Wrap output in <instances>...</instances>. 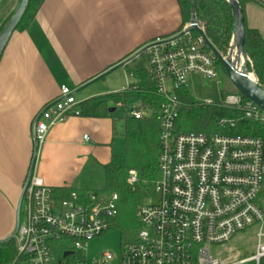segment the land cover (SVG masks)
Instances as JSON below:
<instances>
[{
	"label": "built area",
	"instance_id": "obj_1",
	"mask_svg": "<svg viewBox=\"0 0 264 264\" xmlns=\"http://www.w3.org/2000/svg\"><path fill=\"white\" fill-rule=\"evenodd\" d=\"M185 29L155 39L144 52L146 70L164 99L162 106L146 109L130 99L116 103L130 118L155 117L160 124V178L154 182L159 199L138 206V232L122 246L119 264H264L263 140L230 133L236 122L225 118L219 125L228 132H183L176 127L179 93L186 91L189 78L218 76L216 58L202 37L182 34ZM130 78L120 93L132 90L135 80ZM74 94L62 85L57 98L37 114L33 134L39 146L53 127L80 113ZM205 104L239 109L245 118L264 123V110L239 92L226 95L221 103ZM129 182H137L135 171H130ZM118 211V193L71 191L62 199L34 172L15 237L17 255L6 264H63L59 251L64 259L71 257L74 264H83L89 241L110 230ZM251 227L256 229L251 256L241 258L238 253L222 259L212 252ZM65 252L71 254L64 257ZM113 258L106 252L99 262L106 264Z\"/></svg>",
	"mask_w": 264,
	"mask_h": 264
},
{
	"label": "crops",
	"instance_id": "obj_2",
	"mask_svg": "<svg viewBox=\"0 0 264 264\" xmlns=\"http://www.w3.org/2000/svg\"><path fill=\"white\" fill-rule=\"evenodd\" d=\"M259 1L246 3L244 16L248 28L264 37V0ZM182 22L178 0H43L13 33L0 58V240L16 225L35 155L33 122L42 108L62 85L83 92L80 113L53 127L39 146L34 172L58 196L103 192L104 167L120 140L118 121L125 123L124 113L115 116L120 99L113 95L132 80L126 72L114 93L110 79L87 87L155 39L180 33Z\"/></svg>",
	"mask_w": 264,
	"mask_h": 264
},
{
	"label": "trees",
	"instance_id": "obj_3",
	"mask_svg": "<svg viewBox=\"0 0 264 264\" xmlns=\"http://www.w3.org/2000/svg\"><path fill=\"white\" fill-rule=\"evenodd\" d=\"M42 1H30L16 30L23 29L24 24L34 16ZM192 1L196 17L206 36L222 55H227L234 31L231 5L227 0H178L183 19L181 30L191 21ZM238 1L243 11L246 3L260 2L259 0ZM12 14L0 27V33ZM192 34L198 37V33L193 32ZM245 48L251 59L248 70L255 72L261 87L264 88V37L258 30L248 28L246 23ZM125 69L135 83L131 85L132 90L114 94L113 97L120 100L138 101L146 109H159L164 99L157 94L149 72L146 69L133 68L129 64L125 65ZM179 101V116L176 121L178 131L205 134L228 132L219 125V120L225 118L236 122L235 127L229 131L230 133L258 137L264 142V123L245 118L244 113L239 109L220 104L207 105L194 102L185 91L179 93ZM124 121L123 152L105 165L106 181L103 192L119 195V211L114 221L120 218L126 223L133 222L134 224L135 222L137 226L136 212L140 204L138 190L144 185H152L160 178L158 169L160 124L155 117L136 120L126 114H124ZM130 171L136 172L137 182L135 184L129 182ZM69 195L70 191L59 194L62 199ZM16 255L17 248L14 239L0 246V264L10 262ZM59 259L65 261L63 264H74V259L71 257L64 259L61 251H59Z\"/></svg>",
	"mask_w": 264,
	"mask_h": 264
},
{
	"label": "rangeland",
	"instance_id": "obj_4",
	"mask_svg": "<svg viewBox=\"0 0 264 264\" xmlns=\"http://www.w3.org/2000/svg\"><path fill=\"white\" fill-rule=\"evenodd\" d=\"M20 0H0V27L4 24L7 18L14 12ZM218 62V61H217ZM216 62L218 76L212 80H206L199 75H192L187 84L186 93L189 98L194 102L199 103H221L226 95L236 94L239 91L232 84L228 78L223 66ZM131 67L136 69H148V61L145 53L138 56L131 62ZM125 67H120L113 70L105 78L93 82L87 87L88 89H95L101 86L105 79L113 81V93L117 91L125 82L126 79ZM86 89V88H85ZM83 92L78 91L75 93L76 100H80ZM123 115V110L118 109L115 116L118 119ZM123 121H118V130L120 133V140L117 142L115 156H119L123 152ZM139 205L156 203L159 195L155 190L154 183L152 185H144L139 190ZM138 232V224L133 222L126 223L122 219L114 221L109 231L102 236L94 238L89 241L88 247L83 251V264H100L99 259L101 256L108 252L112 253L114 258L106 264H119L122 246L132 241ZM14 241L16 239L14 238ZM256 245V229L251 227L243 233L236 236L231 241L227 242L222 247H214L213 253L219 255L222 259L235 257L240 254L241 258L251 256L254 253ZM73 259V258H72Z\"/></svg>",
	"mask_w": 264,
	"mask_h": 264
},
{
	"label": "water",
	"instance_id": "obj_5",
	"mask_svg": "<svg viewBox=\"0 0 264 264\" xmlns=\"http://www.w3.org/2000/svg\"><path fill=\"white\" fill-rule=\"evenodd\" d=\"M31 0H20L18 5L16 6L11 18L9 19L8 23L6 24L5 28L0 33V58L11 39L13 33L16 31L17 26L22 21L26 9L29 5ZM227 2L232 7L233 19H234V31L232 36V43L227 55H222L215 46L211 43V41L206 36L204 30L201 28L200 22L198 21L196 14H195V6L192 1V18L189 23V26L185 29L183 33H193L196 32L200 35L211 51V53L215 56L217 61L223 66L228 78L232 82V84L236 87V89L241 93L246 99L252 101L256 105H258L261 109L264 110V88L261 87L259 80L253 71L248 70V65L251 63V59L246 51L245 48V16L244 11L239 4L238 0H227ZM149 46L146 45L132 54L130 57L126 58L125 60L121 61L120 63L114 65L106 72L99 75L93 80L97 78L106 76L113 70H116L120 67H123L138 56L143 54ZM92 80V81H93ZM92 81H89L84 86L90 84ZM77 91H75L76 93ZM113 112L115 108L111 109ZM39 150V144L35 141V155L33 158V162L31 165V169L29 172L28 179L24 185L22 194L18 201L17 209H16V225L14 231L5 239L0 240V246L11 242L19 232L20 225H21V211H22V204L24 195L27 189V186L30 182V178L34 173L35 169V161L37 157V153ZM70 252H65L64 257L69 256Z\"/></svg>",
	"mask_w": 264,
	"mask_h": 264
}]
</instances>
